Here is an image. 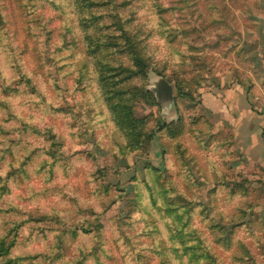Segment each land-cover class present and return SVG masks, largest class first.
I'll use <instances>...</instances> for the list:
<instances>
[{"label":"rangeland","instance_id":"1","mask_svg":"<svg viewBox=\"0 0 264 264\" xmlns=\"http://www.w3.org/2000/svg\"><path fill=\"white\" fill-rule=\"evenodd\" d=\"M260 139L264 0H0V264H264Z\"/></svg>","mask_w":264,"mask_h":264},{"label":"water","instance_id":"2","mask_svg":"<svg viewBox=\"0 0 264 264\" xmlns=\"http://www.w3.org/2000/svg\"><path fill=\"white\" fill-rule=\"evenodd\" d=\"M154 92L160 105L168 104L174 99V87L166 79H162L157 83Z\"/></svg>","mask_w":264,"mask_h":264},{"label":"trees","instance_id":"3","mask_svg":"<svg viewBox=\"0 0 264 264\" xmlns=\"http://www.w3.org/2000/svg\"><path fill=\"white\" fill-rule=\"evenodd\" d=\"M103 43V42H102ZM100 44V43H99ZM102 45H104V43L102 44ZM99 46V45H98ZM132 52H134V51H132ZM129 53H130V51H129ZM135 54V53H134ZM134 54H133V56L131 55V58L132 59H134V62L137 64V63H139V61H138V57H136V54H135V57H134ZM130 55V54H129ZM101 62H103L102 60H100ZM103 64V66H105L107 69H111L112 68V66L109 64V63H105V62H103L102 63ZM138 65V64H137ZM141 65V64H140ZM120 70H124L123 68L122 69H120ZM115 71H117V70H115ZM124 72L125 73H127V72H129L128 71V69L127 70H125V71H121V73L122 74H124ZM132 75H134V74H132ZM126 78V77H125ZM128 78V77H127ZM107 92H110L114 97H116L118 100L120 99L121 100V95L122 94H124V92L125 91H123V90H119V89H117L116 88V91L114 92V91H112V90H110V89H108L107 90ZM114 103V102H113ZM2 248V250L4 251V247H3V244L2 243H0V249Z\"/></svg>","mask_w":264,"mask_h":264},{"label":"crops","instance_id":"4","mask_svg":"<svg viewBox=\"0 0 264 264\" xmlns=\"http://www.w3.org/2000/svg\"><path fill=\"white\" fill-rule=\"evenodd\" d=\"M255 141L258 142V139L256 138ZM259 142H261V144L263 143V145H264V141H263V139H260ZM263 145H262V146H263ZM253 146L255 147V145H253ZM263 147H264V146H263ZM257 162H259L260 167H261V168L263 169V171H264V158H259Z\"/></svg>","mask_w":264,"mask_h":264}]
</instances>
